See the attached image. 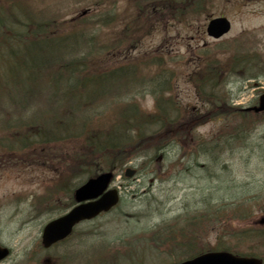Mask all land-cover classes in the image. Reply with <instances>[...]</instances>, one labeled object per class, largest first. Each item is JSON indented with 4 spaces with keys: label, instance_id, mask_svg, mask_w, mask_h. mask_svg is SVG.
<instances>
[{
    "label": "rangeland",
    "instance_id": "1",
    "mask_svg": "<svg viewBox=\"0 0 264 264\" xmlns=\"http://www.w3.org/2000/svg\"><path fill=\"white\" fill-rule=\"evenodd\" d=\"M96 1L99 3L95 4ZM113 1V11L109 8L102 13L100 0H28V3L35 8L46 7L50 15H57L59 20L66 22L87 9L90 12L84 18L88 20L111 16L113 12L119 18L124 16L121 18L123 22L135 19L138 7L134 0ZM200 3H204L202 8L195 9L189 17L181 16V20L175 19L172 11L168 13L169 20L163 19L158 25L144 20L143 29L136 34L134 44L132 39V44L130 42L128 46L124 45V49L111 54L114 61H120L117 64L124 62L123 58L126 61L141 56L154 57L159 63L146 70L141 69L139 78L129 81L122 101L135 100L141 109L153 112L152 95L160 92L158 87L154 88V79L156 76L161 81L165 79L171 91L163 95L173 98V107L180 106V113L187 116H180L184 127L181 140L172 141V147L162 150L163 158L158 164L155 155L146 147L137 150L138 154L131 155L127 163L115 171L112 186L121 192L118 206L91 222L79 225L65 245L44 251L38 247L42 226L69 205L70 190L79 186L83 177L70 175L64 187H59V173L64 176L65 170L55 163L43 166L40 161L36 163L24 157L12 161L0 171V244L11 249V255L0 264H31L41 257L51 258L52 264H138L125 260L129 241V251L139 264L178 262L185 259L188 245H196L195 253L203 249L202 243L205 242L216 248L224 246L249 251L264 260V238H243L245 235L237 231L241 226L246 229L264 215V115L248 118L234 130L240 122L238 118L244 120V113L238 111L235 115L230 106L232 113L217 111L214 115L209 114L211 111L205 110L201 100L197 99L199 87L193 80L195 74L204 68L202 65L211 62L212 73L219 74L218 82L213 88H204L205 92L223 97L227 104L233 99L232 105L241 108L255 104L257 94L264 92V0H204ZM220 16L230 21L231 30L214 41L207 37L205 27L211 18ZM123 22L120 20L101 30H97L98 25L89 23L86 35L83 33L82 36L94 35L102 43L110 41L115 37L112 31L120 35ZM21 51L24 57L26 54L22 47ZM14 57L18 60L16 54ZM13 67L12 78L25 71L21 65ZM4 74L8 76V73ZM0 78L7 82L6 77L0 75ZM141 81L145 83L140 84ZM15 83L16 80L12 87L16 86ZM37 83L36 95L48 98L54 94L55 88H49V82L39 79ZM56 89L61 95L58 87ZM123 102L108 106L102 118L113 120L115 109ZM4 103H0V108ZM197 107L201 113L195 116L202 121L191 129L189 120L194 117L192 109ZM77 112V117L83 116L82 111ZM235 134L240 135L237 141L229 136ZM191 139L207 142L208 150L214 152H211L213 157L195 156L196 159L191 161L190 155H195ZM80 143L77 141L72 145ZM49 146L50 154L55 156L57 149ZM151 146H148L150 151ZM72 151L74 146L67 153ZM128 166L135 167L137 173L125 179L123 171ZM52 168L57 172L54 173ZM254 203L257 204L255 208ZM232 204L239 213L236 217H245L247 213L249 218L245 225L240 220H232L230 224L224 221L213 223L210 218L209 222H203L202 228L190 226L200 211L202 216L199 217L205 219L207 211L215 210L213 207L224 212L222 219H233V215L228 213ZM249 230H252L250 234L256 232V229ZM171 235H180L183 242L171 238ZM103 253L109 254L112 260L102 258ZM97 254L100 259L94 263ZM116 254L118 261L114 257ZM135 255L141 259L138 257L137 260Z\"/></svg>",
    "mask_w": 264,
    "mask_h": 264
},
{
    "label": "trees",
    "instance_id": "2",
    "mask_svg": "<svg viewBox=\"0 0 264 264\" xmlns=\"http://www.w3.org/2000/svg\"><path fill=\"white\" fill-rule=\"evenodd\" d=\"M201 1L204 2L134 0L138 10L131 22H123L121 18L124 16L119 18L115 12L101 19L78 17L66 22L59 20L57 15H50L46 7L35 8L28 0H0V75L7 81L3 82L0 78V103L5 102L0 108V154H12L7 156L12 161L24 157L28 161H40L43 166L55 163L65 170L64 176L59 173V187H64L70 175L85 179L102 171H115L127 163L131 155L138 154L137 150L142 147H146L156 158L162 156V150L169 148L172 141L181 140L184 127L181 126L180 116H187L174 112L181 107H173V98L163 95L171 91V86L169 83L159 84L157 76L154 88L158 87L160 92L152 95L153 112L144 111L135 100L123 102L129 81H136L141 69L146 70L159 63L154 57L141 56L128 57L126 61L123 58L124 62L117 64L120 61H114L111 54L124 49V45L128 46L130 42L132 44V39L134 44L136 34L143 29L144 20L145 23L151 21L158 25L163 19L169 20L168 13L171 11L175 19L181 20V16L189 17L195 9L202 8L204 3L198 4ZM100 2L101 13L109 8L113 11V0ZM98 3L96 1L95 4ZM120 20L123 22L120 35L112 31L115 37L110 41L102 43L94 35L82 36L83 33L86 35L89 23L98 25L97 30H101ZM21 47L26 54L24 57ZM17 65L23 66L25 71L12 78V67ZM202 67L193 79L194 85L199 87V99L205 102L211 115L228 110L223 97L207 95L204 89L206 84L213 88L219 74H213L211 69L208 71L207 65ZM39 79L49 82V88H55L53 95L48 98L36 95ZM15 80L16 86L12 87ZM142 82L145 83H139ZM56 87L61 95H58ZM118 101L124 104L115 109L114 119H103L107 107L119 105ZM77 111H82L83 116L77 117ZM77 141L81 145H72ZM49 145L57 149L58 154L52 156ZM149 145H154L151 146L152 151ZM71 146H74V151L67 153ZM22 153L25 155L22 156ZM53 170L57 172L56 168ZM212 209L215 210L210 213L222 220L224 212L219 208ZM228 213L231 215L230 211ZM200 217L195 216L192 222L196 227L199 225L197 229L202 228L204 222ZM170 237L181 238L180 235ZM130 252L125 251L126 257L134 263ZM192 254L188 252L186 256L191 257ZM135 257L138 260L140 256Z\"/></svg>",
    "mask_w": 264,
    "mask_h": 264
},
{
    "label": "water",
    "instance_id": "3",
    "mask_svg": "<svg viewBox=\"0 0 264 264\" xmlns=\"http://www.w3.org/2000/svg\"><path fill=\"white\" fill-rule=\"evenodd\" d=\"M229 29L228 22L224 19H216L208 26L209 35L217 38L226 33ZM254 112L264 110V95L260 96L257 107L251 108ZM133 171L126 170L125 176L129 177ZM111 179L110 173H104L96 178L87 180L74 193L75 201L80 203L70 212L58 218L43 229L42 244L48 247L52 243L64 238L71 230V227L82 220H88L102 211H107L117 202V195L114 190L104 192ZM98 198V199H97ZM85 201H88L84 203ZM8 251L0 248V260L7 256ZM182 264H258L256 261L234 259L226 254H206Z\"/></svg>",
    "mask_w": 264,
    "mask_h": 264
}]
</instances>
